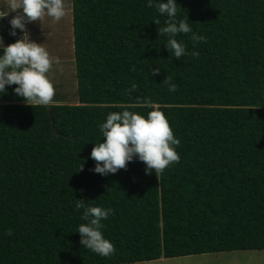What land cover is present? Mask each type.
Instances as JSON below:
<instances>
[{
	"label": "trees",
	"instance_id": "16d2710c",
	"mask_svg": "<svg viewBox=\"0 0 264 264\" xmlns=\"http://www.w3.org/2000/svg\"><path fill=\"white\" fill-rule=\"evenodd\" d=\"M70 2L78 102L30 106L0 92V264L264 250V0H176L177 19L206 37L178 34L199 53L179 60L146 0ZM145 99L179 139V160L160 172L136 159L114 174L91 171L99 124L125 108L146 115ZM77 199L112 209L102 220L110 256L80 245Z\"/></svg>",
	"mask_w": 264,
	"mask_h": 264
},
{
	"label": "clouds",
	"instance_id": "9594fccd",
	"mask_svg": "<svg viewBox=\"0 0 264 264\" xmlns=\"http://www.w3.org/2000/svg\"><path fill=\"white\" fill-rule=\"evenodd\" d=\"M148 7L155 6L158 13L165 17L164 25L159 32L166 34L165 49L175 59L184 55L196 57L195 50L190 53L182 40H177L178 34L191 33L193 41H206L203 34L193 31L189 20L177 19L176 0H146ZM67 0H7L6 6L0 7V18L14 12L9 20V35L19 36L14 42L5 45L0 38V92H6V86L15 85L12 91L21 97L27 105L47 106L52 102L55 89L47 73L52 67L54 58L43 46L30 39L26 23L41 21L45 16L59 21L67 14ZM159 24V19L152 21ZM58 62V61H57ZM150 74H158L159 67L152 68ZM169 92H174L176 83L171 77H165ZM135 85L125 90L129 94ZM144 105L150 109L146 115L128 109L109 112L106 119L99 124L103 141L93 144L89 153L94 161L91 169L102 176L114 174L119 169L126 168L133 159L145 165V172H160L170 164L179 160L175 150L179 139L173 131L159 106L149 99ZM83 165H80L82 169ZM76 208L82 209L81 219L84 221L77 226L79 243L102 257L110 256L114 251L113 243L102 232L106 220L112 214L111 208L99 205H86L83 199H77Z\"/></svg>",
	"mask_w": 264,
	"mask_h": 264
},
{
	"label": "rangeland",
	"instance_id": "374dc122",
	"mask_svg": "<svg viewBox=\"0 0 264 264\" xmlns=\"http://www.w3.org/2000/svg\"><path fill=\"white\" fill-rule=\"evenodd\" d=\"M67 4V14L59 21H54L51 17L45 16L41 21L26 23V29L30 33V39L42 43L50 56L54 58L52 67L47 73L55 89L51 103L76 104L78 100L70 0H67ZM0 38H2V35ZM2 39L6 44L5 38ZM8 91L6 88V93ZM11 97L13 101L6 102L24 103L23 99H19L16 94L11 93ZM0 103H3V101L1 100ZM122 264H264V250H233L178 257H161L155 260Z\"/></svg>",
	"mask_w": 264,
	"mask_h": 264
},
{
	"label": "crops",
	"instance_id": "0c3cea01",
	"mask_svg": "<svg viewBox=\"0 0 264 264\" xmlns=\"http://www.w3.org/2000/svg\"><path fill=\"white\" fill-rule=\"evenodd\" d=\"M7 4V0H0V7H3V6H6ZM71 4V2H70ZM70 10H71V5H70ZM15 13L14 12H9L7 16L3 17V18H0V30L3 32H6L8 36H11L9 35V29H10V25H9V20L11 19L10 17L14 16ZM27 28V26H26ZM17 31V36L14 37V36H11L13 37L14 39H17L18 36H19V29L16 30ZM2 35V34H1ZM0 35V36H1ZM4 35H2V38H5V36L3 37ZM5 41H6V38H5ZM4 42V41H3ZM5 43V42H4ZM7 44V43H6ZM5 44V45H6ZM75 84V83H74ZM15 87V85H12V86H6V88L9 90L8 92L9 93H12V94H15L13 91H11V89H13ZM7 92V93H8ZM18 97V96H17ZM67 97V95H66ZM65 97V99H66ZM19 99H22L21 97H18ZM74 98V97H73ZM15 100V99H14Z\"/></svg>",
	"mask_w": 264,
	"mask_h": 264
}]
</instances>
